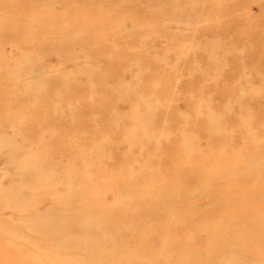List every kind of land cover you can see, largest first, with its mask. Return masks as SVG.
Masks as SVG:
<instances>
[{"label":"rangeland","instance_id":"1","mask_svg":"<svg viewBox=\"0 0 264 264\" xmlns=\"http://www.w3.org/2000/svg\"><path fill=\"white\" fill-rule=\"evenodd\" d=\"M91 1L25 0L2 22L16 32L0 31L17 100H0L5 134L118 207L98 218L105 252H130L132 264H264L247 239L264 227V0ZM13 175L0 155V179Z\"/></svg>","mask_w":264,"mask_h":264},{"label":"bare ground","instance_id":"2","mask_svg":"<svg viewBox=\"0 0 264 264\" xmlns=\"http://www.w3.org/2000/svg\"><path fill=\"white\" fill-rule=\"evenodd\" d=\"M85 1V0H84ZM93 1V0H92ZM91 1V2H92ZM100 1V0H99ZM147 1V0H146ZM167 1V0H165ZM25 5V0L20 1ZM45 2V1H44ZM80 2V1H79ZM78 2V3H79ZM83 2V0H82ZM90 2V1H89ZM76 3V2H75ZM74 3V4H75ZM81 3V2H80ZM80 3L78 5H80ZM87 3V2H86ZM85 3V4H86ZM96 3V2H95ZM99 3V2H98ZM97 3V4H98ZM105 3V2H104ZM112 3V2H111ZM121 3V2H120ZM40 4V3H39ZM45 4V3H43ZM48 4V3H47ZM108 3H106L107 5ZM119 4V3H118ZM73 5V3H72ZM77 5V4H75ZM96 5V4H95ZM99 5V4H98ZM105 5V4H104ZM17 0H0V31L8 34H15V29L2 23L10 18L13 13L21 7ZM45 7V5H43ZM67 6V5H66ZM88 6V5H87ZM94 6V5H93ZM91 5V7H93ZM100 6V5H99ZM110 6V5H109ZM135 6V5H133ZM173 6V4H172ZM39 7V6H38ZM55 7V6H54ZM53 7V8H54ZM80 7V6H79ZM86 7V6H85ZM95 7V6H94ZM108 7V6H107ZM121 7V6H120ZM124 7V6H123ZM128 7V6H127ZM184 7V6H183ZM60 8V7H59ZM65 8V7H64ZM75 8V7H74ZM83 8V7H82ZM117 8V7H115ZM135 8V7H134ZM50 9V8H48ZM68 9V8H67ZM70 9V8H69ZM103 9V8H101ZM120 9V8H119ZM129 9V8H128ZM142 9V8H141ZM58 10V9H57ZM56 10V11H57ZM89 10V9H88ZM97 10V9H96ZM109 10V9H108ZM81 11V7H80ZM91 11V10H90ZM121 11V10H120ZM123 11V10H122ZM131 11V10H130ZM61 12V11H60ZM74 12V11H73ZM78 12V11H77ZM97 12V11H96ZM100 12V11H99ZM107 12V11H106ZM114 12V11H113ZM146 12V11H145ZM149 12V11H148ZM39 13V12H38ZM76 13V12H75ZM84 13V12H83ZM93 13V12H91ZM105 13V12H104ZM103 13V14H104ZM112 13V12H111ZM121 13V12H120ZM134 13V12H132ZM74 14V13H72ZM85 14V13H84ZM100 14H102L100 12ZM136 14V13H135ZM142 14V13H141ZM75 15V14H74ZM78 15V13H77ZM82 15V14H81ZM80 15V16H81ZM105 15V14H104ZM130 15V14H129ZM148 15V13H147ZM92 16V15H91ZM100 16V15H99ZM139 16V15H138ZM142 16V15H141ZM79 17V16H78ZM82 17V16H81ZM93 17V16H92ZM116 17V16H115ZM144 17V16H142ZM21 18V17H20ZM28 18V17H26ZM58 18V17H57ZM76 18V17H75ZM98 18V17H97ZM109 18V17H108ZM112 18V17H111ZM233 18V17H232ZM80 19V18H79ZM83 19V18H81ZM87 19V17L85 18ZM103 19V18H102ZM23 20V19H22ZM70 20V19H69ZM101 20V19H99ZM105 20V19H104ZM103 20V21H104ZM13 21V20H11ZM10 21V22H11ZM68 21V20H67ZM109 21V20H108ZM239 21V20H237ZM75 23L77 21H71ZM84 23V21H83ZM54 24V23H53ZM61 24V23H60ZM64 24V23H63ZM61 24V25H63ZM66 24V23H65ZM64 24V25H65ZM109 24V23H108ZM74 25V24H73ZM80 25V24H79ZM90 25V24H89ZM97 25V24H96ZM113 25V24H112ZM233 25V24H232ZM34 26V25H33ZM66 26V25H65ZM68 26V25H67ZM72 26V25H70ZM85 26V25H84ZM101 26V25H99ZM32 27V26H31ZM82 27V26H81ZM86 27V26H85ZM92 27V26H91ZM103 27V26H102ZM233 27V26H232ZM231 27V28H232ZM22 28V27H20ZM24 28V27H23ZM29 28V27H28ZM89 28V27H88ZM105 28V27H104ZM109 28V27H108ZM25 29V28H24ZM40 29V27H39ZM76 29V28H75ZM100 29V27H99ZM107 29V28H105ZM23 31V29H21ZM29 31V29H27ZM35 30V29H34ZM96 30V28H95ZM108 30V29H107ZM33 31V30H32ZM104 31V30H103ZM25 32V31H24ZM31 32V31H30ZM51 32V30H50ZM92 32V31H90ZM94 32V31H93ZM216 32V31H215ZM32 33V32H31ZM36 33V32H35ZM112 33V32H111ZM201 33V32H200ZM25 34V33H24ZM28 34V33H27ZM65 34V33H64ZM68 34V33H67ZM77 34V33H76ZM93 34V33H92ZM95 34V33H94ZM103 34H105L103 32ZM115 34V33H114ZM19 35V34H18ZM24 36L23 34H21ZM66 35V34H65ZM70 35V34H69ZM79 35V34H78ZM27 36V35H25ZM30 36V35H29ZM97 36V34H96ZM259 36V35H258ZM257 36V37H258ZM264 36V35H263ZM262 36V37H263ZM31 37V36H30ZM260 37V36H259ZM26 38V37H24ZM23 38V39H24ZM72 38V36H71ZM70 38V39H71ZM46 39V38H45ZM68 39V40H70ZM89 39V37H88ZM237 39V38H236ZM260 39V38H259ZM24 39L23 41H25ZM73 40V39H72ZM91 40V39H90ZM93 40H95L93 38ZM3 41V43H1ZM0 39V45L5 48L7 45L13 44L11 40ZM34 41V40H33ZM75 41V40H74ZM88 41V40H87ZM238 41V40H237ZM73 42V41H72ZM90 42V41H89ZM235 42V41H234ZM91 43V42H90ZM238 43V42H237ZM88 44V43H87ZM94 44V43H93ZM83 45V44H82ZM205 45V43H204ZM235 45V44H234ZM28 46V45H27ZM208 46V45H207ZM81 47V46H80ZM87 47V46H86ZM17 48V47H16ZM6 49V48H5ZM21 49H24L23 47ZM32 49V48H31ZM34 49V48H33ZM82 51V50H81ZM236 52V51H235ZM145 53V52H144ZM87 54V53H85ZM136 54V53H135ZM234 54V53H233ZM23 55V54H22ZM30 55V54H29ZM145 55V54H144ZM147 55V54H146ZM145 55V56H146ZM7 56V55H6ZM27 56V54H26ZM137 56V54H136ZM251 56V55H250ZM249 56V57H250ZM18 58V56H16ZM23 57V56H22ZM142 57V56H141ZM88 58V57H87ZM12 59V57H11ZM28 59V58H25ZM76 59V58H75ZM148 59V58H147ZM150 59V58H149ZM234 59V58H233ZM240 59V58H239ZM140 60V59H139ZM236 60V59H234ZM8 58L4 59L0 52V71L7 69ZM9 65V64H8ZM22 65V64H21ZM29 65V64H28ZM10 66V65H9ZM14 66V64H13ZM81 67V66H80ZM123 67V66H122ZM6 68V69H5ZM134 68V67H133ZM82 69V68H81ZM22 70V69H21ZM20 70V71H21ZM43 70V69H42ZM132 70V69H131ZM83 72V71H82ZM6 73V72H5ZM212 73V72H211ZM226 75V74H225ZM229 75V74H228ZM31 76V75H30ZM21 78V77H20ZM90 78V76H89ZM118 78V77H117ZM205 78V77H204ZM106 79V78H105ZM139 79V78H138ZM26 81V80H25ZM93 82V80H91ZM96 81V80H95ZM27 82V81H26ZM66 82V81H64ZM83 82V81H82ZM105 82V81H104ZM67 83V82H66ZM110 83V82H109ZM30 85V83H28ZM83 84V83H82ZM90 84V83H89ZM11 81L5 74L0 72V100L8 103L9 100H15L14 93L5 89L10 86ZM20 85V84H19ZM25 85V84H24ZM63 85V84H62ZM70 85V84H69ZM65 86V85H63ZM90 86V85H89ZM123 86V85H121ZM247 86V85H246ZM67 87V86H66ZM64 88V87H63ZM69 88V87H68ZM90 88V87H89ZM93 88V87H92ZM118 88V87H117ZM124 88V87H122ZM66 90V88H64ZM70 89V88H69ZM120 89V88H119ZM78 90V89H77ZM94 90V89H92ZM213 90V89H212ZM21 92V90L19 89ZM90 91V90H89ZM19 92V93H20ZM23 92V91H22ZM60 93V91H57ZM151 92V91H150ZM55 94V93H54ZM29 95V94H28ZM57 95V94H56ZM24 96V95H23ZM35 96V95H34ZM131 96V95H130ZM134 96V95H133ZM132 96V97H133ZM46 97V96H45ZM59 97V96H58ZM135 97V96H134ZM133 97V98H134ZM22 97H20L21 99ZM136 98V97H135ZM24 99V98H23ZM86 100V99H85ZM134 100V99H133ZM22 101V100H21ZM45 101V100H44ZM59 101V100H57ZM74 101V100H73ZM82 101V100H81ZM89 101V100H88ZM10 102V101H9ZM30 102V101H29ZM35 103V102H34ZM61 103V102H60ZM71 102H69L70 104ZM79 103V102H78ZM89 103V102H88ZM143 103V102H141ZM4 104V103H3ZM33 104V103H32ZM41 104V103H40ZM44 104H46L44 102ZM57 104V103H56ZM62 104V103H61ZM87 104V103H86ZM97 104V103H96ZM94 105L97 107V105ZM147 104V103H146ZM2 105V104H1ZM6 105V104H5ZM9 105V104H7ZM13 105V103H12ZM27 105V104H26ZM36 105V104H35ZM84 105V104H83ZM141 105V104H140ZM10 106V105H9ZM41 106V105H40ZM57 106V105H56ZM62 106V105H61ZM85 106V105H84ZM11 107V106H10ZM15 107V106H14ZM30 107V106H29ZM46 107V106H44ZM71 107V106H70ZM82 107V106H80ZM143 107V106H142ZM142 107L140 109H142ZM21 108V107H20ZM23 109L26 107H22ZM51 108V107H50ZM56 108V107H55ZM58 108V107H57ZM21 109V110H23ZM28 109V108H27ZM35 109V108H34ZM48 109V108H47ZM53 109V108H52ZM63 109V108H62ZM78 109V108H77ZM83 109V108H82ZM10 110V109H9ZM20 110V111H21ZM36 110V109H35ZM65 110V109H64ZM87 110V109H86ZM92 110V109H91ZM90 110V111H91ZM11 111V110H10ZM14 111V110H12ZM19 111V112H20ZM25 111V110H23ZM23 111H21L23 113ZM29 111V110H28ZM68 111V110H67ZM78 111V110H77ZM2 112V111H1ZM16 112V111H15ZM14 112V113H15ZM30 112V111H29ZM37 112V111H36ZM46 109L44 113H46ZM66 112V111H65ZM71 112V110H70ZM7 113V111H6ZM39 113V112H38ZM61 113V112H60ZM5 114V112H4ZM21 114V113H20ZM53 114V112H52ZM51 114V115H52ZM68 114V113H66ZM78 114V113H77ZM28 115V113H27ZM33 113L31 114V116ZM37 115V114H36ZM46 115V114H45ZM4 116V115H3ZM0 115V155L5 158L7 163L12 166L14 175L9 178L5 184L0 179V264H122L124 261L132 264L130 255L126 253V257H120L115 254L118 249L105 252L106 235L101 234L103 228L107 225L103 224L102 217L112 216L113 212H117L118 207L113 205L109 209L102 208L99 201L89 200L88 192L82 188H77L74 176L63 171L57 166L56 158L48 157L45 154L36 152L32 148H28L26 141L16 144L13 138H9L6 133V124L2 121ZM44 116V115H43ZM64 116V114H63ZM9 117V116H8ZM11 117V116H10ZM23 117V116H22ZM38 117V116H37ZM34 116V118H37ZM46 117V116H45ZM55 117V116H54ZM66 117V116H65ZM70 117V116H69ZM101 117V116H100ZM204 117V116H203ZM4 118V117H3ZM18 118V117H17ZM29 118V117H27ZM31 118V117H30ZM40 118H42L40 116ZM48 118V117H47ZM46 118V120H47ZM52 118V117H51ZM63 118V117H62ZM19 119V118H18ZM22 118H20L21 120ZM25 119V117H24ZM44 119V118H43ZM60 119V118H59ZM30 120V119H29ZM145 120V119H144ZM9 121V120H8ZM6 121V123L8 122ZM15 121V120H14ZM25 121V120H24ZM43 121V120H41ZM48 121V120H47ZM76 121V120H75ZM34 122V121H33ZM45 122V121H44ZM57 122V120H56ZM73 122V121H72ZM15 123V122H13ZM19 123V122H17ZM35 123V122H34ZM37 123V122H36ZM35 123V124H36ZM46 123V122H45ZM52 124V122H49ZM67 123V122H66ZM75 123V122H74ZM79 123V122H77ZM9 124V123H8ZM12 124V123H11ZM29 124V123H28ZM25 121V125L27 126ZM32 125V123H30ZM83 124V123H82ZM139 124V123H138ZM34 125V124H33ZM43 125V122L42 124ZM49 125V124H47ZM60 125V124H59ZM73 125V124H72ZM79 125V124H78ZM10 126V125H9ZM46 126V125H45ZM68 126V125H67ZM74 126V125H73ZM82 126V125H81ZM150 126V125H149ZM22 127V126H21ZM35 127V126H34ZM49 127V126H48ZM57 127V126H56ZM13 128V127H12ZM30 128V127H29ZM42 128V127H39ZM47 128V126H46ZM61 127H59L60 130ZM64 128V127H63ZM69 128V126H68ZM78 128V127H77ZM83 128V127H82ZM161 128V127H160ZM53 129V128H52ZM58 129V128H57ZM62 129V128H61ZM72 129V128H71ZM74 129V128H73ZM80 129V127H79ZM77 129V130H79ZM186 129V127H185ZM36 130V129H34ZM38 130V128H37ZM45 130V129H43ZM41 130V131H43ZM75 130V129H74ZM73 130V131H74ZM81 130V129H80ZM86 130V128H85ZM88 130V129H87ZM184 130V129H183ZM48 132L50 131L47 130ZM76 131V130H75ZM82 131V130H81ZM28 132V130H27ZM35 132V131H33ZM83 132V131H82ZM182 132V130H181ZM10 133V132H9ZM29 133V132H28ZM30 133H32L30 131ZM81 133V132H80ZM25 134V133H24ZM47 134V133H46ZM45 134V135H46ZM66 134V133H65ZM64 134V135H65ZM69 134V133H68ZM67 134V135H68ZM73 134V133H71ZM75 134V133H74ZM78 134V133H77ZM76 134V135H77ZM92 134V133H91ZM16 135V134H15ZM21 136L22 134H17ZM41 135V134H40ZM44 135V134H42ZM60 135V134H59ZM63 135V134H62ZM80 135V134H79ZM82 135V134H81ZM89 135V134H88ZM26 137V135H23ZM37 136V135H36ZM58 136V135H57ZM61 136V135H60ZM78 136V135H77ZM181 136V135H180ZM34 137V136H33ZM65 137V136H64ZM63 137V139H64ZM68 137V136H67ZM66 137V138H67ZM88 137V136H87ZM92 137V136H91ZM65 138V139H66ZM80 138V137H79ZM83 138V137H82ZM81 138V139H82ZM86 138V137H85ZM94 138V137H93ZM180 138V137H179ZM14 139V140H13ZM22 139V137H21ZM24 139V137H23ZM31 137H29V140ZM58 139V138H57ZM56 139V141H57ZM74 139V138H73ZM77 139V138H76ZM91 139V138H89ZM19 140V139H18ZM37 140V139H36ZM116 140V139H115ZM146 140V139H145ZM32 141V140H31ZM30 141V143H31ZM73 141V140H72ZM71 141V142H72ZM79 141V140H78ZM39 142V141H38ZM59 142V141H58ZM62 142V141H61ZM81 142V141H80ZM193 142V141H192ZM28 143V141H27ZM64 143V142H63ZM62 143V144H63ZM73 143V142H72ZM71 143V144H72ZM75 143V142H74ZM93 143V142H92ZM104 143V142H103ZM155 143V142H154ZM173 141L171 142V144ZM196 143V142H195ZM33 144V143H32ZM66 144H69L66 143ZM86 144V143H85ZM89 144V142H88ZM170 144V145H171ZM197 144V143H196ZM41 145V143H40ZM52 145V143H51ZM84 145V144H83ZM101 145V144H100ZM175 145V144H174ZM32 146V145H31ZM34 146V145H33ZM56 146V144H55ZM73 144V148H74ZM93 146V144H92ZM113 146V145H112ZM173 146V145H172ZM62 147V146H61ZM83 147V146H82ZM102 147V146H100ZM107 147V145H106ZM43 148V147H42ZM76 148V147H75ZM74 148V149H75ZM85 148V147H84ZM97 148V147H96ZM35 149V148H34ZM73 149V150H74ZM82 149V148H81ZM33 150V151H32ZM48 150V149H47ZM71 150V149H70ZM69 150V151H70ZM78 150V149H77ZM98 150V149H95ZM95 150L93 152H95ZM46 151V150H44ZM62 151V150H61ZM68 151V152H69ZM79 151V150H78ZM77 151V152H78ZM85 149L83 150V152ZM103 151V149H102ZM71 152V151H70ZM82 152V153H83ZM89 152V151H88ZM100 152V151H99ZM46 153V152H45ZM87 153V152H86ZM66 154V153H65ZM70 154V153H69ZM90 154V153H89ZM63 155V154H62ZM68 155V154H67ZM91 155V154H90ZM95 155V154H94ZM99 155V154H98ZM194 155V154H193ZM74 156V155H73ZM71 156V157H73ZM76 156V154H75ZM84 156V155H82ZM59 157V156H58ZM95 157V156H94ZM60 158V157H59ZM71 159V158H70ZM79 160V159H78ZM60 162V161H59ZM82 162V161H81ZM87 163V162H86ZM82 164V163H81ZM80 164V165H81ZM79 166V165H78ZM77 166V167H78ZM245 166V165H244ZM243 168V167H242ZM89 184V183H88ZM127 189V188H126ZM26 190L28 196L23 192ZM81 191V192H80ZM149 192V191H148ZM37 195L40 200L44 199L41 204L37 203ZM157 195V194H156ZM147 196L153 198L150 192ZM256 196V195H255ZM255 200V198H253ZM154 201V199H151ZM99 202V203H98ZM150 202V201H149ZM104 206V205H103ZM248 208V206H247ZM8 209V210H7ZM105 209V210H104ZM10 211L7 214V211ZM131 212V211H130ZM136 212V211H135ZM18 216L19 225L12 220V217ZM96 221H95V220ZM97 222L98 229L93 231L92 224ZM133 221V220H132ZM105 222V221H104ZM103 225V226H102ZM96 227V226H95ZM103 227V228H102ZM99 230V231H98ZM118 230V229H117ZM252 237L248 240L254 241V247L260 248L258 254L264 257V227L250 231ZM108 235V234H107ZM8 236L12 237L11 239ZM9 240V241H8ZM27 244H24L26 243ZM122 245V244H121ZM32 247V249H31ZM44 248V256L47 261L39 262V250ZM124 248V247H123ZM143 248V247H142ZM127 249V248H126ZM111 250V249H110ZM131 250V249H128ZM121 251V250H120ZM122 251L125 252L123 249ZM121 251V252H122ZM109 259H113L108 262ZM136 264L139 260L136 259ZM151 263H153L151 261ZM154 264V263H153ZM156 264V263H155Z\"/></svg>","mask_w":264,"mask_h":264}]
</instances>
